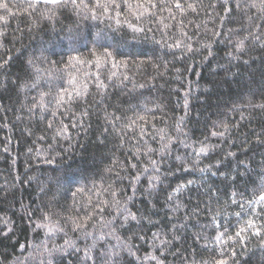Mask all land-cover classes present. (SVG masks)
Wrapping results in <instances>:
<instances>
[{"label": "trees", "instance_id": "trees-1", "mask_svg": "<svg viewBox=\"0 0 264 264\" xmlns=\"http://www.w3.org/2000/svg\"><path fill=\"white\" fill-rule=\"evenodd\" d=\"M4 3L0 264H264V0Z\"/></svg>", "mask_w": 264, "mask_h": 264}, {"label": "rangeland", "instance_id": "rangeland-1", "mask_svg": "<svg viewBox=\"0 0 264 264\" xmlns=\"http://www.w3.org/2000/svg\"><path fill=\"white\" fill-rule=\"evenodd\" d=\"M77 39V38H76ZM75 37L73 36V37H67V38H65V39H63V42H62V46H67L68 48L67 49H69L72 45V42H74L75 40ZM85 38H82V44H81V46L82 47H84V45L88 42L87 40H84ZM97 39H102L101 37H98L97 36ZM78 40V39H77ZM102 40H96V43H100ZM107 42H108V40H107ZM62 46L61 45H59V46H57L56 48H57V50H60L61 48H62ZM48 48H51V46H48Z\"/></svg>", "mask_w": 264, "mask_h": 264}, {"label": "snow or ice", "instance_id": "snow-or-ice-1", "mask_svg": "<svg viewBox=\"0 0 264 264\" xmlns=\"http://www.w3.org/2000/svg\"><path fill=\"white\" fill-rule=\"evenodd\" d=\"M45 2H46V3H52V4H58V3H61V0H45ZM71 2H72L73 4H76V0H71ZM82 2H83V0H82ZM112 2L114 3L115 0H112ZM96 6H97V7L102 6V5L100 4V0H97V4H96ZM0 7H3V8H5V9H7L8 5H7V3H4V4L0 5ZM177 7H179V5H177ZM260 199L264 200V195H261V196H260ZM133 219H135V217H133ZM255 234H256V235H259V233H255ZM237 235H240V234L237 233Z\"/></svg>", "mask_w": 264, "mask_h": 264}]
</instances>
